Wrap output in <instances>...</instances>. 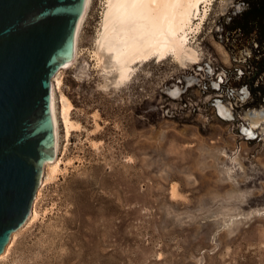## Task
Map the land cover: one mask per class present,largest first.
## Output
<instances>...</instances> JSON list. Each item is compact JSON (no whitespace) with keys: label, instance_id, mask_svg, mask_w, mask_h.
<instances>
[{"label":"rangeland","instance_id":"1","mask_svg":"<svg viewBox=\"0 0 264 264\" xmlns=\"http://www.w3.org/2000/svg\"><path fill=\"white\" fill-rule=\"evenodd\" d=\"M206 1L185 29L196 61L154 57L116 83L95 53L105 0H89L51 82L57 166L0 264H264V97L218 32L241 6Z\"/></svg>","mask_w":264,"mask_h":264},{"label":"water","instance_id":"2","mask_svg":"<svg viewBox=\"0 0 264 264\" xmlns=\"http://www.w3.org/2000/svg\"><path fill=\"white\" fill-rule=\"evenodd\" d=\"M87 0H0V255L55 156L51 82L74 57Z\"/></svg>","mask_w":264,"mask_h":264},{"label":"bare ground","instance_id":"3","mask_svg":"<svg viewBox=\"0 0 264 264\" xmlns=\"http://www.w3.org/2000/svg\"><path fill=\"white\" fill-rule=\"evenodd\" d=\"M203 1L206 0H105L101 29L96 41L95 53L98 63L106 69L114 70V81L122 83L131 77L132 66L140 61L154 57L159 60L168 55H173L182 64L186 61H196L195 50L186 43L185 29L192 22L193 12L197 13L200 10L199 5ZM88 2L89 0L86 1V7ZM75 55L74 44V57ZM63 100L68 102L66 98ZM53 101L51 88V112L56 139L57 127ZM64 118L66 121L67 118ZM253 122L252 126H256L257 121ZM54 162L55 160L46 163V167L51 163L56 167L57 164ZM35 214L36 209L33 204L27 221ZM14 234L0 258L7 253Z\"/></svg>","mask_w":264,"mask_h":264},{"label":"trees","instance_id":"4","mask_svg":"<svg viewBox=\"0 0 264 264\" xmlns=\"http://www.w3.org/2000/svg\"><path fill=\"white\" fill-rule=\"evenodd\" d=\"M234 4L241 9L218 17V32L227 50L248 52L238 83L249 88L253 103L258 104L264 97V83H259V79L264 82V0H234Z\"/></svg>","mask_w":264,"mask_h":264}]
</instances>
